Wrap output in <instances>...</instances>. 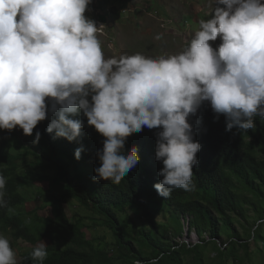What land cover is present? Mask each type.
<instances>
[{
  "label": "trees",
  "instance_id": "1",
  "mask_svg": "<svg viewBox=\"0 0 264 264\" xmlns=\"http://www.w3.org/2000/svg\"><path fill=\"white\" fill-rule=\"evenodd\" d=\"M255 19L234 16L237 29L185 69L179 89L152 97L127 72L121 106L92 71L15 82L0 98V233L31 247L8 264H234L240 249L264 244V19ZM9 140L20 153L6 152ZM33 181L47 183L54 209L38 228L12 211ZM69 200L102 218L111 243L94 246L80 219L63 221ZM247 207L260 224L245 239L233 223ZM166 220L172 233L158 229ZM190 232L198 242L175 241Z\"/></svg>",
  "mask_w": 264,
  "mask_h": 264
},
{
  "label": "rangeland",
  "instance_id": "2",
  "mask_svg": "<svg viewBox=\"0 0 264 264\" xmlns=\"http://www.w3.org/2000/svg\"><path fill=\"white\" fill-rule=\"evenodd\" d=\"M259 2L264 4V0H231V5L227 11L218 10V15L208 19L202 18V11L193 12L189 8L184 9V13L193 16V26L191 22L184 24L185 18L177 21L173 16L166 19L165 24L159 22L155 14L159 12L153 10L149 16L138 13L136 17L131 16L123 24L116 25L114 32L110 29H103V34H89L88 29L79 25V32L75 33L73 28L61 39L41 41L36 44H27L23 55L19 57V63L11 70L12 85L8 88L6 83L2 85L1 95L4 100L14 82H22L24 77L33 81L41 82L49 77L59 76L71 78L77 73L96 72L103 77L109 88L107 100L122 105L123 97L119 94V87H125V75L132 71L137 74L143 82L147 93L155 97L160 92H167L180 88V81L186 78V68L198 67L203 62L206 55H214L220 50L226 30H236V24L232 23V17L239 15L246 16L247 7ZM183 3V0L179 4ZM256 9L259 6L255 5ZM150 12V11H149ZM179 9L169 11L173 14H182ZM257 12V11H256ZM164 14H166L164 12ZM170 20H173L171 23ZM248 22L250 19L245 18ZM191 24V26H190ZM112 26V24H111ZM55 33V29L52 34ZM206 38V39H205ZM23 39V38H19ZM192 40V41H191ZM12 56V54H9ZM10 57V56H9ZM16 70V72H15ZM6 152L16 155L21 152L15 140H9ZM48 185L45 181H33L21 190L25 199L22 206L13 208V212L20 214L23 221L32 224V228H38L40 221L49 219L54 214V209L50 203H46L45 197L48 192ZM251 197V194H247ZM259 206V203H258ZM65 212L64 222H71L76 219L82 221V229L88 240L94 246L105 247L111 243L112 236L102 225V218L92 212L88 207L82 206L75 201L69 200L63 204ZM134 206L125 205L126 221L128 230H134L135 216L132 213ZM137 224L139 223L137 221ZM260 221H256L253 207H247L245 218L233 223V228L243 238H247L252 233ZM176 225L170 220L159 226L161 232L172 233ZM185 233V232H184ZM177 238V242L193 244L189 238L193 235L189 233ZM264 235V225L261 227ZM104 237L105 240H101ZM208 236L205 235V238ZM199 241V238L193 239ZM229 239L222 236L218 240L222 246ZM47 240L40 241L37 246L48 245ZM226 245V244H225ZM261 242L252 243L248 248V253L244 249L239 250L238 258L240 262L234 264H264V252ZM31 246L22 241H13L10 235L0 233V264H8L10 260L20 261L21 254L26 252ZM206 261L215 255L210 247ZM145 254L148 250H144ZM246 253V254H245ZM113 254V253H111Z\"/></svg>",
  "mask_w": 264,
  "mask_h": 264
},
{
  "label": "crops",
  "instance_id": "3",
  "mask_svg": "<svg viewBox=\"0 0 264 264\" xmlns=\"http://www.w3.org/2000/svg\"><path fill=\"white\" fill-rule=\"evenodd\" d=\"M230 1L183 0L179 4L181 0H0V57L9 59L12 64L16 63L17 58L27 52L22 49L31 46L27 44L50 40L48 38L54 35L55 29L54 15L59 10L63 16L82 19L85 29L89 30L96 22H100L104 30L114 32L116 25L125 23L127 18L136 17L138 13L149 16L156 9L161 16L165 11L171 17L177 16L175 21L181 17L193 23V16L184 13V9L202 11V18L208 19L215 16L218 10H225ZM178 9L183 13H169ZM79 27L74 28L75 33L79 32ZM10 75L11 70L0 66V92L3 83L8 88L12 85Z\"/></svg>",
  "mask_w": 264,
  "mask_h": 264
},
{
  "label": "clouds",
  "instance_id": "4",
  "mask_svg": "<svg viewBox=\"0 0 264 264\" xmlns=\"http://www.w3.org/2000/svg\"><path fill=\"white\" fill-rule=\"evenodd\" d=\"M230 5H231V1H230V3L229 4H227V8L224 10H221V12H223V11H227V9L230 7ZM255 5H257V6H259V9L257 10L256 9V7H255ZM248 9H247V11L245 12L246 13V16H245V18H247V19H251L252 17H256V19H255V21L256 20H263L264 19V4L262 5V4H260L259 2H257V3H255V4H253L252 6L250 5L249 7H247ZM155 11H157L156 9H155ZM257 11V12H256ZM158 12V11H157ZM164 12L165 11H163V16H161L160 15V13L159 14H155L154 16H156V18L159 20V22L162 24V26L165 24V22H166V19H170L171 18V16L168 14V12H165L166 14H164ZM219 13V12H218ZM218 13L216 14V15H218ZM63 14V12L61 11V10H59V11H57L56 13H55V15H54V20H53V23H54V25H55V33H54V35L53 36H51V37H49L48 39H50V40H52V39H61V38H63L65 35H63V32H65V34H67L66 33V31L68 32V30H69V28H73V30H74V28H76V27H78L79 25H83L84 23H83V20L82 19H73V18H70V17H67V16H63L62 15ZM233 18V17H232ZM242 19H243V22H247L246 20H245V18L244 17H241ZM63 20L65 21V23H69L70 24V21H73L72 22V25H70V27L69 28H66V27H61V28H59L60 27V25L61 24H63ZM170 22L172 23L173 22V20H170ZM249 22V21H248ZM247 22V23H248ZM187 23H189V21H186L185 20V22H184V24H187ZM194 23V22H193ZM193 23L191 22V24H192V26H193ZM191 24H190V26H191ZM234 24V23H233ZM103 29H104V26L100 23V22H96L94 25H92L91 27H90V29L88 30V32L89 33H91V34H94V33H100V34H103ZM61 31V36H58V31ZM206 39V38H205ZM192 41V40H191ZM19 58H17V60H16V63L18 64L19 63ZM10 60L9 59H6V58H4V57H0V66H2V67H7L8 68V70H13L14 69V67H15V65H16V63L14 62L13 64L11 63V62H9ZM14 85V84H13ZM13 87V86H12ZM11 90V89H10ZM10 92V91H9ZM9 94V93H8ZM4 96H1V98H3ZM4 99V98H3ZM190 234H191V232H190ZM189 243V242H188ZM11 261V260H10ZM9 261V262H10Z\"/></svg>",
  "mask_w": 264,
  "mask_h": 264
},
{
  "label": "built area",
  "instance_id": "5",
  "mask_svg": "<svg viewBox=\"0 0 264 264\" xmlns=\"http://www.w3.org/2000/svg\"><path fill=\"white\" fill-rule=\"evenodd\" d=\"M72 22L73 21H70V24L68 23H65V21L63 20V24H61L60 25V27L59 28H61V27H66V28H69L70 27V25H72ZM58 36H61L60 34H61V31L59 30L58 31ZM191 234L193 235L192 237H189L192 241H193V243H195V242H198V241H195V240H193V239H195V238H197V235L194 233V232H191ZM198 239V238H197Z\"/></svg>",
  "mask_w": 264,
  "mask_h": 264
}]
</instances>
